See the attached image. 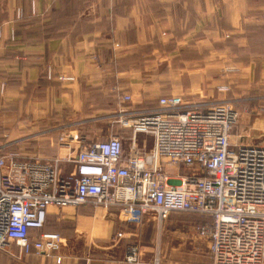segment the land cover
<instances>
[{"label": "crops", "instance_id": "crops-1", "mask_svg": "<svg viewBox=\"0 0 264 264\" xmlns=\"http://www.w3.org/2000/svg\"><path fill=\"white\" fill-rule=\"evenodd\" d=\"M163 96L234 100L247 114L233 144L264 147V0H0L1 144L49 160L63 134L119 135L120 106L155 109ZM156 226L118 239L116 208H50L31 234L58 233L61 249L17 257L9 243L0 264L211 263L204 247L162 254ZM131 247L138 263L127 261Z\"/></svg>", "mask_w": 264, "mask_h": 264}, {"label": "built area", "instance_id": "built-area-1", "mask_svg": "<svg viewBox=\"0 0 264 264\" xmlns=\"http://www.w3.org/2000/svg\"><path fill=\"white\" fill-rule=\"evenodd\" d=\"M158 102L155 109L120 106L113 120L120 133L104 141L63 134L49 160L0 143V248L14 243L17 257L51 256L61 249L60 234L31 230L46 226L50 208L91 204L118 210L124 226L118 239L125 229L138 235L147 221L162 225L173 213L208 216L210 223L195 231L209 242L210 264H264V147L232 143L240 118L235 101L163 96ZM139 135L152 137V152L139 146ZM62 166L71 168L67 177ZM127 261L138 263L137 247Z\"/></svg>", "mask_w": 264, "mask_h": 264}, {"label": "rangeland", "instance_id": "rangeland-1", "mask_svg": "<svg viewBox=\"0 0 264 264\" xmlns=\"http://www.w3.org/2000/svg\"><path fill=\"white\" fill-rule=\"evenodd\" d=\"M241 113L247 114V112H240V118L238 124L233 128L232 134L237 133V128L240 127L246 120L241 116ZM88 126V125H87ZM91 126V125H90ZM97 129V128H96ZM102 136V137H101ZM109 136L99 134V136L92 139H88V142H95L97 140H106ZM235 139V138H234ZM232 141V140H231ZM130 140H126L125 149L128 152L130 150ZM233 143V142H232ZM138 144L141 148H145L146 151H153V140L150 136L139 135ZM71 168L68 166H62L61 174L63 177H67L71 172ZM181 174L186 175L187 170L181 168ZM210 221L206 220V217L200 215H192L185 213H173L167 221L162 225H157L155 234L160 236L162 254H171L172 258L179 256L180 252L186 251L189 255L203 254L202 247L205 248V253L209 251V242L206 239H200L196 234L195 229ZM197 239V240H196ZM200 244V245H199ZM201 246V247H200ZM192 264H202L194 262Z\"/></svg>", "mask_w": 264, "mask_h": 264}]
</instances>
